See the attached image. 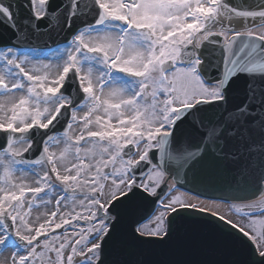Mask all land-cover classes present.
<instances>
[{
    "label": "snow or ice",
    "instance_id": "obj_1",
    "mask_svg": "<svg viewBox=\"0 0 264 264\" xmlns=\"http://www.w3.org/2000/svg\"><path fill=\"white\" fill-rule=\"evenodd\" d=\"M195 224L264 264V0H0V264H136Z\"/></svg>",
    "mask_w": 264,
    "mask_h": 264
},
{
    "label": "water",
    "instance_id": "obj_2",
    "mask_svg": "<svg viewBox=\"0 0 264 264\" xmlns=\"http://www.w3.org/2000/svg\"><path fill=\"white\" fill-rule=\"evenodd\" d=\"M185 187L191 189L190 193L207 199L225 201L224 198L230 195H244L235 189L227 190L219 186L202 187L189 183ZM188 215L195 221H212L217 227L222 226L206 213L189 209ZM122 258L136 261V264H235L242 257L238 251L221 244L210 225L195 224L181 226L164 245L125 249Z\"/></svg>",
    "mask_w": 264,
    "mask_h": 264
},
{
    "label": "bare ground",
    "instance_id": "obj_3",
    "mask_svg": "<svg viewBox=\"0 0 264 264\" xmlns=\"http://www.w3.org/2000/svg\"><path fill=\"white\" fill-rule=\"evenodd\" d=\"M188 198L192 200L193 203L200 204V203H205L209 206L210 209L216 210L217 208L219 211L224 212L226 211V204L220 201H212V200H207V199H202L190 194H187Z\"/></svg>",
    "mask_w": 264,
    "mask_h": 264
}]
</instances>
